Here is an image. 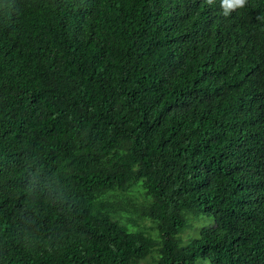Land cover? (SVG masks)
Here are the masks:
<instances>
[{
	"label": "trees",
	"instance_id": "obj_1",
	"mask_svg": "<svg viewBox=\"0 0 264 264\" xmlns=\"http://www.w3.org/2000/svg\"><path fill=\"white\" fill-rule=\"evenodd\" d=\"M203 259L264 264V0H0V264Z\"/></svg>",
	"mask_w": 264,
	"mask_h": 264
},
{
	"label": "rangeland",
	"instance_id": "obj_2",
	"mask_svg": "<svg viewBox=\"0 0 264 264\" xmlns=\"http://www.w3.org/2000/svg\"><path fill=\"white\" fill-rule=\"evenodd\" d=\"M145 224L148 222L145 221ZM213 223V217L209 214H199L197 217L191 219L190 226L183 228L178 232L177 237L179 239V243L183 244L190 240L191 237L197 234V230L201 225H211ZM143 264V262H141ZM197 264H209L207 259H203L198 261Z\"/></svg>",
	"mask_w": 264,
	"mask_h": 264
},
{
	"label": "clouds",
	"instance_id": "obj_3",
	"mask_svg": "<svg viewBox=\"0 0 264 264\" xmlns=\"http://www.w3.org/2000/svg\"><path fill=\"white\" fill-rule=\"evenodd\" d=\"M245 2L246 0H222L224 14L227 15L230 10H234L238 7H243Z\"/></svg>",
	"mask_w": 264,
	"mask_h": 264
}]
</instances>
